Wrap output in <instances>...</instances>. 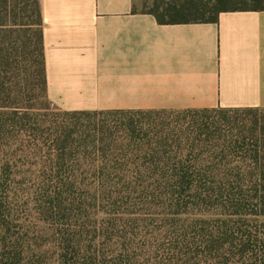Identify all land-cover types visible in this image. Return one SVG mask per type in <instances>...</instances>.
Masks as SVG:
<instances>
[{
    "label": "trees",
    "instance_id": "trees-1",
    "mask_svg": "<svg viewBox=\"0 0 264 264\" xmlns=\"http://www.w3.org/2000/svg\"><path fill=\"white\" fill-rule=\"evenodd\" d=\"M147 9L216 22L264 0ZM0 264H264V109H57L39 0H0Z\"/></svg>",
    "mask_w": 264,
    "mask_h": 264
},
{
    "label": "crops",
    "instance_id": "crops-1",
    "mask_svg": "<svg viewBox=\"0 0 264 264\" xmlns=\"http://www.w3.org/2000/svg\"><path fill=\"white\" fill-rule=\"evenodd\" d=\"M62 111L264 109V10L161 24L138 0H39Z\"/></svg>",
    "mask_w": 264,
    "mask_h": 264
},
{
    "label": "rangeland",
    "instance_id": "rangeland-1",
    "mask_svg": "<svg viewBox=\"0 0 264 264\" xmlns=\"http://www.w3.org/2000/svg\"><path fill=\"white\" fill-rule=\"evenodd\" d=\"M153 1L154 0H138V3H139V6L141 7H146V8H150L153 4ZM161 4L162 3H167L169 0H158ZM179 1H182V0H179ZM176 115H174L175 117Z\"/></svg>",
    "mask_w": 264,
    "mask_h": 264
}]
</instances>
